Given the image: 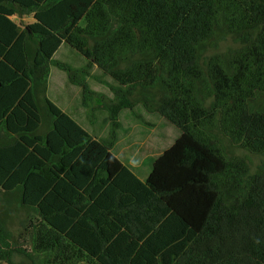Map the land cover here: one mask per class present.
<instances>
[{
  "label": "trees",
  "instance_id": "1",
  "mask_svg": "<svg viewBox=\"0 0 264 264\" xmlns=\"http://www.w3.org/2000/svg\"><path fill=\"white\" fill-rule=\"evenodd\" d=\"M62 43L116 83L108 138L45 96ZM135 91L180 133L144 181L112 153ZM217 134L264 155V0H0V190L38 216L45 264H264V166ZM24 251L0 220V262Z\"/></svg>",
  "mask_w": 264,
  "mask_h": 264
},
{
  "label": "rangeland",
  "instance_id": "2",
  "mask_svg": "<svg viewBox=\"0 0 264 264\" xmlns=\"http://www.w3.org/2000/svg\"><path fill=\"white\" fill-rule=\"evenodd\" d=\"M13 18L21 26L31 21L30 17L14 16ZM237 46L238 43L232 36L226 35L219 38L216 44H211L204 55L227 53ZM52 60L54 63L50 66L45 96L72 116L90 135L100 139L108 138L110 122L106 106L117 102L113 91L116 83L102 75L95 65L87 66L85 58L66 43L60 45ZM55 62L69 65L75 70L77 78L84 79L91 91L86 101H83L82 87L69 79L67 72ZM139 91L132 92L128 96L129 100L134 101V106L122 109L117 114L119 126L112 153L144 181L152 162L174 143L180 133L158 113H149L143 108L136 100ZM217 137L228 158H245L249 164L250 174L260 172V168L264 166V155L251 153L240 146H233L224 136L217 134ZM0 220L11 232L15 246L25 250L24 253L13 254V264L29 263L31 258L37 264H45V261L52 260L47 257V252L33 250L32 226L38 224V216L20 207L16 193H5L0 190ZM0 264L5 263L0 262Z\"/></svg>",
  "mask_w": 264,
  "mask_h": 264
},
{
  "label": "crops",
  "instance_id": "3",
  "mask_svg": "<svg viewBox=\"0 0 264 264\" xmlns=\"http://www.w3.org/2000/svg\"><path fill=\"white\" fill-rule=\"evenodd\" d=\"M21 23V22H20Z\"/></svg>",
  "mask_w": 264,
  "mask_h": 264
}]
</instances>
